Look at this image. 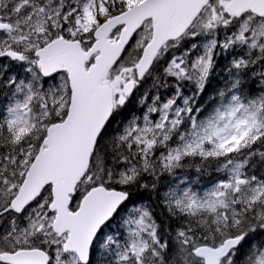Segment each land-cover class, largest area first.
Masks as SVG:
<instances>
[{"label":"snow or ice","instance_id":"obj_1","mask_svg":"<svg viewBox=\"0 0 264 264\" xmlns=\"http://www.w3.org/2000/svg\"><path fill=\"white\" fill-rule=\"evenodd\" d=\"M0 264H264V0H0Z\"/></svg>","mask_w":264,"mask_h":264}]
</instances>
